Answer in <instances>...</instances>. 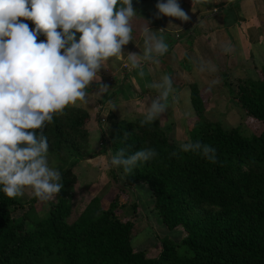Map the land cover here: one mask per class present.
I'll return each instance as SVG.
<instances>
[{
  "label": "trees",
  "instance_id": "trees-1",
  "mask_svg": "<svg viewBox=\"0 0 264 264\" xmlns=\"http://www.w3.org/2000/svg\"><path fill=\"white\" fill-rule=\"evenodd\" d=\"M229 93L250 132L208 119L197 86H189L193 116L186 119L184 143L212 146L215 163L198 152L182 151L184 143L174 141L168 127L142 125V118L115 122L102 142L108 161L122 147L126 155L155 150L156 157L138 162L132 172L110 167L109 173L117 184V173L126 184L141 182L151 197L149 212L167 230L180 229L179 242L158 237L153 258L135 250L130 243L133 221L117 214L118 193L105 207L98 196L91 197L67 220L70 193L61 194L73 186V165L87 154L89 123L85 109L69 106L43 130L48 153L62 168L59 196L42 215L27 208L15 217L11 210L19 203L0 191V264H264V65L254 78H236Z\"/></svg>",
  "mask_w": 264,
  "mask_h": 264
},
{
  "label": "clouds",
  "instance_id": "clouds-1",
  "mask_svg": "<svg viewBox=\"0 0 264 264\" xmlns=\"http://www.w3.org/2000/svg\"><path fill=\"white\" fill-rule=\"evenodd\" d=\"M155 8L157 19L190 20L178 0H157ZM137 14L132 0H0V191L6 197L23 196L26 190L45 204L57 197L62 173L49 166L43 130L67 107L87 103L93 82L99 85L96 95L107 93L109 87L101 83L99 72L112 58H124L123 47L133 40L131 21ZM41 35L43 40L38 39ZM142 35L143 53H127L129 70L159 63L168 51L163 37L147 22ZM173 86L167 74L149 85L158 95L147 105L142 125L167 111ZM116 108L113 104L112 110ZM180 147L216 162V150L210 145L188 142ZM126 151L120 148L107 166L130 173L138 162L157 155L150 148L127 155Z\"/></svg>",
  "mask_w": 264,
  "mask_h": 264
},
{
  "label": "crops",
  "instance_id": "crops-1",
  "mask_svg": "<svg viewBox=\"0 0 264 264\" xmlns=\"http://www.w3.org/2000/svg\"><path fill=\"white\" fill-rule=\"evenodd\" d=\"M140 2L139 7L132 4L138 14L131 21L133 40L123 47L124 58H112L99 72L101 83L109 87L107 93L96 95L99 85L93 82L88 89L87 103L75 105L89 115L87 158L80 159L72 167L75 175L73 194L78 191L76 186L79 188L80 177L90 187L84 203L98 196L92 192L87 174L92 170L108 169V155L102 150V142L109 129L119 120L143 119L147 105L158 95L150 84L159 82L165 74L171 76L174 86L167 111L152 123L168 127L170 137L177 143H184L187 141L186 119L193 116L190 85L197 86L206 114L207 108H220L219 95L222 94L219 93L223 87L231 88L223 79L225 72L233 73L237 78H254L255 70L264 65L263 0H207L204 4L178 0L190 17L187 22L166 16L157 19V0ZM145 22L158 37H163L168 51L159 58V63L146 62L140 68L129 70L127 53L142 54L144 51L142 29ZM113 104L119 108L112 110ZM189 112L191 115H185ZM133 185H130L131 189ZM81 196L83 199L84 195Z\"/></svg>",
  "mask_w": 264,
  "mask_h": 264
},
{
  "label": "rangeland",
  "instance_id": "rangeland-1",
  "mask_svg": "<svg viewBox=\"0 0 264 264\" xmlns=\"http://www.w3.org/2000/svg\"><path fill=\"white\" fill-rule=\"evenodd\" d=\"M142 1V0H141ZM140 0H132V4L139 7ZM230 19V15H227ZM79 35V34H77ZM234 76L233 73L225 72L223 74L224 81H227L231 88L234 89L236 85V76ZM228 84V85H229ZM228 88V86H226ZM226 87H223V91L219 94V98L222 101L220 104V108L211 107L207 108L206 114L204 115L212 120V121H218L224 126V127H230V126H239L241 127V130L245 133L250 132L251 129H248L246 124H244V118L242 109L238 107L234 99H232L231 93H229V89ZM205 102L204 104H206ZM204 108V106H203ZM244 124V125H243ZM87 153V152H86ZM87 158V154L82 158ZM47 159L50 167L57 168L60 172L62 168H59L56 161L51 157V155L47 154ZM108 167V166H107ZM104 169V168H103ZM102 168L98 171L92 170L91 174L88 177L91 180L90 185H92V192H94L95 195H98V198L100 200V206L105 207L108 205L109 200L112 198V196L116 193L117 196V214L118 216L123 218H129L133 221V227L131 229V240L130 243L132 247L135 250H142L147 257H155L158 253V246H157V238L161 237L163 235H167L170 237L174 242H179L181 238V230L180 229H174V230H167L164 225H162L159 222V219L151 214L149 212V206L151 204V197L149 198V191L148 189L140 182L141 185H133V184H126L124 183V180L122 179V176L117 173V176L119 177L118 184L114 182V180L111 178V175L109 173L110 167H108L107 170H103ZM96 172V173H95ZM117 172V171H116ZM93 179V180H92ZM75 181V180H74ZM82 183V184H80ZM84 184V185H83ZM127 186L128 188L124 189L119 186ZM137 184V183H136ZM78 186H76V191L73 194V188H64L62 190L61 195H68L70 203L72 205L71 214L68 216V221L73 220L74 217L78 215V213L81 210V206H85L86 203H84L88 196L87 194L90 191V187L87 183V181H82L81 177L78 178ZM83 185V187H82ZM133 185V190L130 188ZM89 189V191H88ZM87 193V194H86ZM79 194V196H77ZM84 195L83 199H80ZM59 194L57 195V197ZM56 197V198H57ZM55 198V199H56ZM17 203H19V206L13 208L11 210V214L15 217L20 216L23 211H25L27 208H31V213H35L38 215H42L48 205L53 202H48L47 204L41 203L36 198H34L30 191L26 190L23 196L14 198ZM137 199L139 202H137ZM84 203V204H83ZM136 204V210L132 211V204ZM139 203V204H138ZM83 204V205H82ZM27 226L29 227V224L27 223Z\"/></svg>",
  "mask_w": 264,
  "mask_h": 264
}]
</instances>
